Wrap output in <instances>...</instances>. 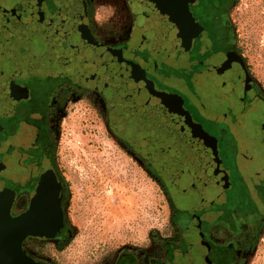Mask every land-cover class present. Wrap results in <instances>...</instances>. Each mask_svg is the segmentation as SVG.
<instances>
[{"label":"flooded vegetation","instance_id":"flooded-vegetation-1","mask_svg":"<svg viewBox=\"0 0 264 264\" xmlns=\"http://www.w3.org/2000/svg\"><path fill=\"white\" fill-rule=\"evenodd\" d=\"M127 2L110 39L93 0H0V224L17 222L24 251L54 264L51 247L72 235L58 127L72 97L92 96L176 210L180 241L152 263L237 264L264 224V84L237 39L236 0L169 15Z\"/></svg>","mask_w":264,"mask_h":264},{"label":"rangeland","instance_id":"rangeland-1","mask_svg":"<svg viewBox=\"0 0 264 264\" xmlns=\"http://www.w3.org/2000/svg\"><path fill=\"white\" fill-rule=\"evenodd\" d=\"M93 6L94 24L104 37L124 34L130 18L127 0H93ZM232 14L239 44L264 84V0H236ZM94 99L72 97L60 120L59 157L72 235L64 245L52 246L48 258L54 264H118L128 253L140 264L164 260L167 245L180 241L169 193L116 135ZM241 241L237 264H264V224Z\"/></svg>","mask_w":264,"mask_h":264},{"label":"water","instance_id":"water-1","mask_svg":"<svg viewBox=\"0 0 264 264\" xmlns=\"http://www.w3.org/2000/svg\"><path fill=\"white\" fill-rule=\"evenodd\" d=\"M149 6L166 12L167 15L178 13L179 7L187 8L189 0H145ZM2 201L0 199V210ZM24 234L20 225L11 221L0 224V264H38L23 249Z\"/></svg>","mask_w":264,"mask_h":264},{"label":"bare ground","instance_id":"bare-ground-1","mask_svg":"<svg viewBox=\"0 0 264 264\" xmlns=\"http://www.w3.org/2000/svg\"><path fill=\"white\" fill-rule=\"evenodd\" d=\"M77 2H78V0H71V5L74 6V9L77 8ZM113 199H114V198H113Z\"/></svg>","mask_w":264,"mask_h":264}]
</instances>
